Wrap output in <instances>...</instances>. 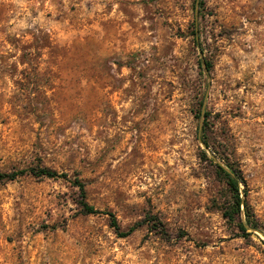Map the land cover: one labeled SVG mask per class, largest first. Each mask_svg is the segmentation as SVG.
I'll list each match as a JSON object with an SVG mask.
<instances>
[{
  "label": "rangeland",
  "instance_id": "374dc122",
  "mask_svg": "<svg viewBox=\"0 0 264 264\" xmlns=\"http://www.w3.org/2000/svg\"><path fill=\"white\" fill-rule=\"evenodd\" d=\"M40 167L67 177L0 180V264H264V0H0V170ZM76 179L121 230L162 225L119 236Z\"/></svg>",
  "mask_w": 264,
  "mask_h": 264
},
{
  "label": "trees",
  "instance_id": "16d2710c",
  "mask_svg": "<svg viewBox=\"0 0 264 264\" xmlns=\"http://www.w3.org/2000/svg\"><path fill=\"white\" fill-rule=\"evenodd\" d=\"M199 33L200 32L198 28L195 29V32H194L195 39L200 45V34ZM201 51H203V48H201ZM201 63L205 71L209 73L212 68V64L208 61H205L203 58L201 60ZM201 113L203 116H205V126L203 130L204 134L203 136L200 135V139L208 147L209 142L206 138L205 127L207 125L206 117H208L209 112H207V114H204V111H202ZM202 129H203V126L201 124L200 132L202 131ZM214 152H215V156L213 157V160L216 161V156L217 157H220V156H218L219 155L218 151H214ZM216 165L218 167V173L221 177L224 178L229 188L230 195H231L230 208H228L225 211V216H227L230 220L238 219L239 228L244 233H248L247 231L249 230V227L253 228L254 230L258 229L260 227V223L256 219L253 212L251 211L249 203L247 201L248 191L246 187L245 188L241 187V184H244L245 186L247 184L242 169L237 164L229 160H227V163L225 165L222 164L221 162L216 161ZM24 172H30L36 176L43 175V176H47L50 178L67 177V173L65 172L60 173L59 171L53 168H50V167H40V168L21 169L18 171H11V172H5V171L0 170V180L14 179L16 178L18 174L24 173ZM74 183L77 186H79L81 190L80 205L83 208V211L87 214H107L109 215L111 225L115 228L119 236L125 237V236L132 234L139 227H141L145 222L157 221L160 225H162V223L156 217L149 215L144 220L135 222L127 230H121V226L119 224L118 218L115 215V213L112 211H103L95 207L87 199L85 183L80 181L79 179L74 180ZM161 233L164 237L166 236L169 237L168 232L163 226L161 228Z\"/></svg>",
  "mask_w": 264,
  "mask_h": 264
}]
</instances>
